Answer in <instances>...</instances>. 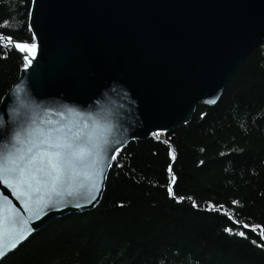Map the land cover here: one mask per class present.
<instances>
[{"label":"water","instance_id":"obj_1","mask_svg":"<svg viewBox=\"0 0 264 264\" xmlns=\"http://www.w3.org/2000/svg\"><path fill=\"white\" fill-rule=\"evenodd\" d=\"M29 24L32 55L8 45L31 64L0 102V154L47 121L87 122L103 175L95 189L78 181L71 195L66 186L31 199L13 179L0 181V214L34 230L0 262L53 220L95 209L125 145L188 124L200 103L216 105L264 43V0H33Z\"/></svg>","mask_w":264,"mask_h":264},{"label":"trees","instance_id":"obj_2","mask_svg":"<svg viewBox=\"0 0 264 264\" xmlns=\"http://www.w3.org/2000/svg\"><path fill=\"white\" fill-rule=\"evenodd\" d=\"M32 2L0 0V33L35 43ZM25 54L0 44V102ZM117 153L95 209L53 220L0 264H264V43L216 105Z\"/></svg>","mask_w":264,"mask_h":264},{"label":"snow or ice","instance_id":"obj_3","mask_svg":"<svg viewBox=\"0 0 264 264\" xmlns=\"http://www.w3.org/2000/svg\"><path fill=\"white\" fill-rule=\"evenodd\" d=\"M3 26H7V21L3 22ZM0 43L4 47L11 44L16 49L29 53L36 49L34 43L13 42L12 37H5L2 33ZM25 60L27 67L31 64V59L25 56ZM45 123L50 126L29 129L23 139L17 133L16 143L0 154V181L8 185L9 178L13 179L18 187L26 190L24 195L29 199L33 192L39 193L42 189L49 197L51 194L59 195L66 186L68 195H71V186L78 181L81 187L84 182H88L95 189V177L97 174L102 176L103 173H97L96 170L101 149L95 142L94 129L87 130V122L82 125L75 121L64 124L59 121ZM115 158L114 154L112 159ZM172 183L175 184V177ZM169 192L171 194V188ZM42 200L43 197H40L37 202ZM27 225L26 219L18 222L15 215L0 214V259L31 235L34 230H30ZM239 235L243 236L244 232L241 231Z\"/></svg>","mask_w":264,"mask_h":264},{"label":"rangeland","instance_id":"obj_4","mask_svg":"<svg viewBox=\"0 0 264 264\" xmlns=\"http://www.w3.org/2000/svg\"><path fill=\"white\" fill-rule=\"evenodd\" d=\"M28 54L32 55V52L31 53H28Z\"/></svg>","mask_w":264,"mask_h":264},{"label":"bare ground","instance_id":"obj_5","mask_svg":"<svg viewBox=\"0 0 264 264\" xmlns=\"http://www.w3.org/2000/svg\"><path fill=\"white\" fill-rule=\"evenodd\" d=\"M23 52H25V51H23Z\"/></svg>","mask_w":264,"mask_h":264}]
</instances>
